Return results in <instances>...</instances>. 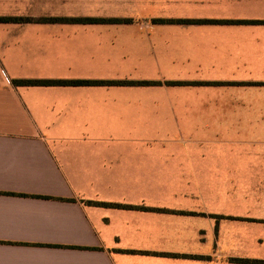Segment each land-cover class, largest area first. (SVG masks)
<instances>
[{"label":"crops","instance_id":"obj_1","mask_svg":"<svg viewBox=\"0 0 264 264\" xmlns=\"http://www.w3.org/2000/svg\"><path fill=\"white\" fill-rule=\"evenodd\" d=\"M0 19V264H264V0Z\"/></svg>","mask_w":264,"mask_h":264},{"label":"trees","instance_id":"obj_2","mask_svg":"<svg viewBox=\"0 0 264 264\" xmlns=\"http://www.w3.org/2000/svg\"><path fill=\"white\" fill-rule=\"evenodd\" d=\"M5 19H0V21H4ZM26 85H85L92 84L94 82H61V81H24L20 82Z\"/></svg>","mask_w":264,"mask_h":264}]
</instances>
